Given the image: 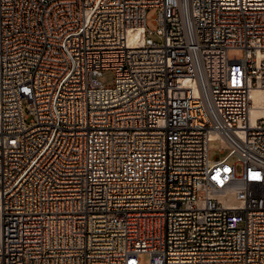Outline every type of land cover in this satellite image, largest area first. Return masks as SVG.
<instances>
[{"label": "built area", "instance_id": "obj_1", "mask_svg": "<svg viewBox=\"0 0 264 264\" xmlns=\"http://www.w3.org/2000/svg\"><path fill=\"white\" fill-rule=\"evenodd\" d=\"M255 89L264 0H0V264H264Z\"/></svg>", "mask_w": 264, "mask_h": 264}, {"label": "rangeland", "instance_id": "obj_2", "mask_svg": "<svg viewBox=\"0 0 264 264\" xmlns=\"http://www.w3.org/2000/svg\"><path fill=\"white\" fill-rule=\"evenodd\" d=\"M155 15H156V11L153 9H148L146 11V18L149 19L146 26H147V29L151 30V32H154L155 29L157 28L156 24H154L153 22L150 21V19H152ZM150 38L156 43L161 42V38L159 36H157L155 33H152L150 35ZM227 54L229 57L239 56L240 58H242L244 55L243 51L240 49H230V50H228ZM100 79H101L103 84L110 85L112 83L113 74L111 73V71H105V72H103ZM220 146H221V142L219 140H212L208 143L209 159H211V160H222L227 155V153H228L227 150H224L221 153L219 152L218 149L220 148ZM227 163L230 165H235L236 174L237 175L240 174L241 165H240V163H238L236 161V158L234 156H229L227 158ZM139 263L140 264H147L148 263V255L146 253L139 254Z\"/></svg>", "mask_w": 264, "mask_h": 264}, {"label": "bare ground", "instance_id": "obj_3", "mask_svg": "<svg viewBox=\"0 0 264 264\" xmlns=\"http://www.w3.org/2000/svg\"><path fill=\"white\" fill-rule=\"evenodd\" d=\"M251 97L254 101L255 109L251 110L252 116H264V90L255 89L252 91ZM0 239H1V219H0Z\"/></svg>", "mask_w": 264, "mask_h": 264}]
</instances>
